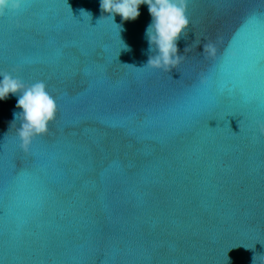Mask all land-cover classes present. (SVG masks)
Masks as SVG:
<instances>
[{"label":"water","instance_id":"1","mask_svg":"<svg viewBox=\"0 0 264 264\" xmlns=\"http://www.w3.org/2000/svg\"><path fill=\"white\" fill-rule=\"evenodd\" d=\"M0 264H264V0H0Z\"/></svg>","mask_w":264,"mask_h":264}]
</instances>
